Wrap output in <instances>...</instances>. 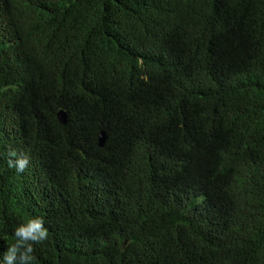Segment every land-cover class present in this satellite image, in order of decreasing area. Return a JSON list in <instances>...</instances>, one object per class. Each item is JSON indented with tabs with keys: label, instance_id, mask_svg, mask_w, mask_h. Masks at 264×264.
Masks as SVG:
<instances>
[{
	"label": "trees",
	"instance_id": "obj_1",
	"mask_svg": "<svg viewBox=\"0 0 264 264\" xmlns=\"http://www.w3.org/2000/svg\"><path fill=\"white\" fill-rule=\"evenodd\" d=\"M32 217V264H264V0H0V264Z\"/></svg>",
	"mask_w": 264,
	"mask_h": 264
},
{
	"label": "clouds",
	"instance_id": "obj_2",
	"mask_svg": "<svg viewBox=\"0 0 264 264\" xmlns=\"http://www.w3.org/2000/svg\"><path fill=\"white\" fill-rule=\"evenodd\" d=\"M103 135V141L105 134ZM99 134V136H100ZM103 141L99 144L102 145ZM8 160V166L14 167L18 172H23L29 165V158L27 155H17L15 151H11ZM14 235L16 237L15 243L8 247L3 254V264H32L35 259L34 244L41 243L48 238V231L44 227L42 217H32L27 223H21L15 228Z\"/></svg>",
	"mask_w": 264,
	"mask_h": 264
},
{
	"label": "water",
	"instance_id": "obj_3",
	"mask_svg": "<svg viewBox=\"0 0 264 264\" xmlns=\"http://www.w3.org/2000/svg\"><path fill=\"white\" fill-rule=\"evenodd\" d=\"M57 118L62 124L66 123V116H65V113L62 110H59L57 112ZM99 137H100V141L102 142L103 141V135L100 134Z\"/></svg>",
	"mask_w": 264,
	"mask_h": 264
}]
</instances>
